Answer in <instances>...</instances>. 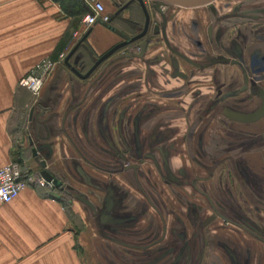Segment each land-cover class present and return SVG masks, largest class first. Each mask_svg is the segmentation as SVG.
<instances>
[{"label": "flooded vegetation", "instance_id": "obj_1", "mask_svg": "<svg viewBox=\"0 0 264 264\" xmlns=\"http://www.w3.org/2000/svg\"><path fill=\"white\" fill-rule=\"evenodd\" d=\"M142 2L144 8L125 2L123 9L134 6L140 20L128 21L131 32L113 26L120 36L114 46L126 43L85 78L96 76L87 93L96 86L102 94L99 142L88 129L85 136L82 158L90 169L77 168L82 174L74 182L53 173L63 185L54 190L70 211L80 204L103 235L131 250L117 253L124 263L202 264V244L216 241L203 227L215 216L264 244L257 221L260 178L245 158L264 149V0H215L194 8ZM76 50L69 61L82 74L108 52L80 64ZM53 105L30 111L38 109L42 118L29 134L31 153L53 131ZM95 108L87 107V121ZM219 171L247 201L253 198L254 219L232 194L225 204L214 200L210 182ZM204 205L213 216L202 220ZM147 214L151 222L140 225Z\"/></svg>", "mask_w": 264, "mask_h": 264}, {"label": "crops", "instance_id": "obj_2", "mask_svg": "<svg viewBox=\"0 0 264 264\" xmlns=\"http://www.w3.org/2000/svg\"><path fill=\"white\" fill-rule=\"evenodd\" d=\"M98 1L114 27L131 32L133 25L128 21L137 23L140 20L134 6L123 9L129 0ZM76 4L81 13L77 7L71 9L67 0H0V167L14 161L26 162L30 170L40 174L38 160L45 158L48 149L38 153V160L30 152L29 134L34 133L33 127H39L42 119L37 117L38 109L32 115L30 111L37 104L51 102L55 115L49 124L53 131L43 139V143L52 149L46 168L73 182L82 174L77 168L90 169L82 157L87 129L99 142L97 112L101 89L95 86L87 93L96 76L81 79L61 63L35 99L18 85L38 61L68 54L87 32L74 55L81 58L80 64L90 63L119 42L120 36L105 22L100 21L85 31L81 20L89 9L80 0ZM127 82H131L130 77ZM72 102L77 106L68 111ZM93 103L96 108L87 121L85 112ZM27 107L25 116L22 111ZM245 158L260 178L262 201L257 221L264 228V149L251 151ZM91 172L100 176L96 171ZM78 185L83 186L82 183ZM210 185L216 202L225 204L232 194L246 216L255 218L253 198L247 201L240 195L236 183L231 188L220 171ZM211 215V210L204 205L202 220ZM151 220L147 214L139 222L145 225ZM203 232L215 236L216 241L202 244V264L216 262L215 257L218 258L216 264H264V244L249 232L240 231L237 225H225L215 216L213 223L204 225ZM221 248L230 254L220 251ZM120 251H126L127 255L131 253L103 235L100 224L88 220L87 212L80 204L70 211L67 198L55 190L28 187L11 202L0 204V264H130L120 260L117 256Z\"/></svg>", "mask_w": 264, "mask_h": 264}, {"label": "built area", "instance_id": "obj_3", "mask_svg": "<svg viewBox=\"0 0 264 264\" xmlns=\"http://www.w3.org/2000/svg\"><path fill=\"white\" fill-rule=\"evenodd\" d=\"M89 12L82 17L81 23L85 31L99 21L107 22L109 16L105 13L103 5L98 0H80ZM60 54L57 59L43 58L23 76L18 85L27 89L31 94L38 95L44 84L65 58ZM39 186L52 190L54 185L44 180L38 173L30 170L26 162H10L0 167V204H6L15 199L20 192L28 187Z\"/></svg>", "mask_w": 264, "mask_h": 264}, {"label": "water", "instance_id": "obj_4", "mask_svg": "<svg viewBox=\"0 0 264 264\" xmlns=\"http://www.w3.org/2000/svg\"><path fill=\"white\" fill-rule=\"evenodd\" d=\"M137 1L141 7L144 8L143 2L142 0H135ZM165 3H169V4H173V5H177V6H181V7H186V8H194V7H200V6H205V5H210L212 4L215 0H159ZM107 27L109 29H111L112 31H116V29L110 25V19L107 22ZM88 32L82 37L80 38L79 42L70 50V52L66 55L65 59H64V66H66L68 69H70V71L75 74L77 77L81 78V79H85L87 78L90 73L105 59L107 58L110 54H112L114 51H116L118 48H120L121 46H123L125 43L123 44H118L116 46H114L111 50H108L107 53H105L104 55H102L94 64H92V67L88 70L87 73L82 74L80 73L76 68H74L73 66H71V63L69 61V59L71 58V56L74 54L75 50L77 49V47L80 45V43L84 40V38L87 36ZM132 41L131 39L128 40V42ZM44 148L48 149V153L45 155V158L42 160H38V158H36L42 150H44ZM32 155L33 157H35L36 160H38V164L41 168L40 171V176L46 180L47 182L52 183L53 185H55L54 187L61 190L63 188V185L61 183V181L53 174V172L49 171L46 168L47 162L46 160L51 156L52 154V149L50 147V145L43 143L42 145L38 146V147H34L32 148Z\"/></svg>", "mask_w": 264, "mask_h": 264}, {"label": "trees", "instance_id": "obj_5", "mask_svg": "<svg viewBox=\"0 0 264 264\" xmlns=\"http://www.w3.org/2000/svg\"><path fill=\"white\" fill-rule=\"evenodd\" d=\"M67 1H68V6H69L71 9L77 7L79 13L82 12V10H81L80 8H78V6H77V4H76V3H78V0H67Z\"/></svg>", "mask_w": 264, "mask_h": 264}, {"label": "rangeland", "instance_id": "obj_6", "mask_svg": "<svg viewBox=\"0 0 264 264\" xmlns=\"http://www.w3.org/2000/svg\"><path fill=\"white\" fill-rule=\"evenodd\" d=\"M29 94H30V97H32V98H34V99H35V97H34L35 95L31 94L30 92H29ZM30 105H31V104H29V107H30ZM29 107L25 108V109L22 111V114H23V115H25V116H26V114H25V113H27V112H28V108H29ZM27 114H28V113H27ZM23 119H24V117H23ZM23 121H25V119H24Z\"/></svg>", "mask_w": 264, "mask_h": 264}]
</instances>
